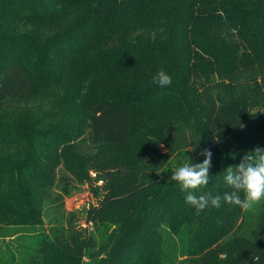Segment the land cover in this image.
I'll return each mask as SVG.
<instances>
[{
	"label": "trees",
	"instance_id": "obj_1",
	"mask_svg": "<svg viewBox=\"0 0 264 264\" xmlns=\"http://www.w3.org/2000/svg\"><path fill=\"white\" fill-rule=\"evenodd\" d=\"M256 147L264 0H0V229L34 230L32 264H264V201L248 228L171 180L208 148L196 194L223 196ZM62 163L96 198L86 227L64 207L45 225Z\"/></svg>",
	"mask_w": 264,
	"mask_h": 264
},
{
	"label": "clouds",
	"instance_id": "obj_2",
	"mask_svg": "<svg viewBox=\"0 0 264 264\" xmlns=\"http://www.w3.org/2000/svg\"><path fill=\"white\" fill-rule=\"evenodd\" d=\"M151 83L166 88L172 84V79L160 70L152 77ZM200 155L205 156L202 163L184 164L171 175V180L186 194L185 201L196 210V215L205 209H220L222 201L245 212L252 211L264 201V149L256 147L246 153L238 165L226 168L224 182L231 191L225 192L223 196L212 195L211 192L196 194L198 189L209 183L212 158L208 148L203 149Z\"/></svg>",
	"mask_w": 264,
	"mask_h": 264
},
{
	"label": "rangeland",
	"instance_id": "obj_3",
	"mask_svg": "<svg viewBox=\"0 0 264 264\" xmlns=\"http://www.w3.org/2000/svg\"><path fill=\"white\" fill-rule=\"evenodd\" d=\"M25 108L24 105H15L1 115L5 121H11L10 118L13 116L18 119V116L25 112ZM35 109L33 118L36 120L42 116V113L37 108ZM90 203H96V198L92 195L89 184L81 180V177L79 178L78 171L74 174L62 163L58 170L53 200L45 203V225L49 227L50 219H54L64 207L66 212L75 214L77 218L80 216L78 218L79 224L86 227L87 224L81 216V212ZM258 206L248 212V216H250L246 219L248 228L255 223ZM35 235L33 229L28 231L18 227L0 229V264H32L29 261V255L31 254V247L35 244Z\"/></svg>",
	"mask_w": 264,
	"mask_h": 264
},
{
	"label": "water",
	"instance_id": "obj_4",
	"mask_svg": "<svg viewBox=\"0 0 264 264\" xmlns=\"http://www.w3.org/2000/svg\"><path fill=\"white\" fill-rule=\"evenodd\" d=\"M251 113H255L254 111H252Z\"/></svg>",
	"mask_w": 264,
	"mask_h": 264
}]
</instances>
